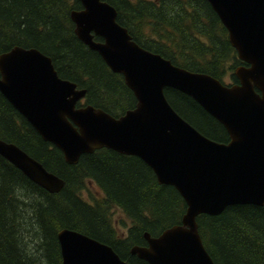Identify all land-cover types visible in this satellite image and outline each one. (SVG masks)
Listing matches in <instances>:
<instances>
[{"label": "trees", "instance_id": "obj_1", "mask_svg": "<svg viewBox=\"0 0 264 264\" xmlns=\"http://www.w3.org/2000/svg\"><path fill=\"white\" fill-rule=\"evenodd\" d=\"M103 1L115 8L117 22L139 46L189 71L238 82L233 70L244 63L207 0ZM81 8L78 0H0V53L13 46L37 48L61 78L85 90L81 102L118 117L136 98L122 75L76 37L70 12ZM164 95L201 134L229 140L224 126L193 98L173 88ZM0 139L64 181L59 192L50 193L0 155V264H61L57 233L64 228L109 245L128 264H148L130 248L145 244V232L155 236L180 223L185 212L179 192L158 183L137 156L101 148L67 163L1 93ZM196 221L215 264H264V205L233 204Z\"/></svg>", "mask_w": 264, "mask_h": 264}, {"label": "water", "instance_id": "obj_2", "mask_svg": "<svg viewBox=\"0 0 264 264\" xmlns=\"http://www.w3.org/2000/svg\"><path fill=\"white\" fill-rule=\"evenodd\" d=\"M70 18L76 37L123 76L136 98L115 117L92 105H77L85 90L61 78L37 48L13 46L0 53V93L56 146L69 164L97 149L139 157L158 183L173 186L186 209L180 223L130 252L148 264H215L198 232L197 216L218 215L233 204L264 205V0H207L228 32L237 57L238 83L225 84L172 64L139 46L103 0H78ZM98 36L101 40H95ZM165 88L193 98L225 128L229 140H212L170 106ZM0 155L50 193L63 179L14 143L0 139ZM61 264H128L107 244L83 233H57Z\"/></svg>", "mask_w": 264, "mask_h": 264}, {"label": "rangeland", "instance_id": "obj_3", "mask_svg": "<svg viewBox=\"0 0 264 264\" xmlns=\"http://www.w3.org/2000/svg\"><path fill=\"white\" fill-rule=\"evenodd\" d=\"M116 216L118 217L117 219L120 220L121 219V214L117 213ZM144 236V235H143Z\"/></svg>", "mask_w": 264, "mask_h": 264}, {"label": "flooded vegetation", "instance_id": "obj_4", "mask_svg": "<svg viewBox=\"0 0 264 264\" xmlns=\"http://www.w3.org/2000/svg\"><path fill=\"white\" fill-rule=\"evenodd\" d=\"M241 62H243V61H241ZM243 63H244V62H243ZM243 65L247 66V64H245V63H244Z\"/></svg>", "mask_w": 264, "mask_h": 264}]
</instances>
